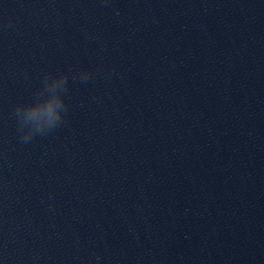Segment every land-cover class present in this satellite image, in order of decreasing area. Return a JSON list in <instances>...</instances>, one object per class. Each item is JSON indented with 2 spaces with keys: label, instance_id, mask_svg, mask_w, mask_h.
<instances>
[{
  "label": "clouds",
  "instance_id": "clouds-1",
  "mask_svg": "<svg viewBox=\"0 0 264 264\" xmlns=\"http://www.w3.org/2000/svg\"><path fill=\"white\" fill-rule=\"evenodd\" d=\"M90 73H82L81 79L87 81L90 77ZM67 86V77L60 76L59 89L65 90ZM21 109H25L22 113ZM66 110L64 99L60 103L53 105L49 103L46 109V118L41 120L38 118V113L31 106L18 105L16 108V116L18 119L19 131L21 139L24 142L30 141L36 134H46L47 132L56 128L63 121V114ZM97 260L100 258L97 257Z\"/></svg>",
  "mask_w": 264,
  "mask_h": 264
}]
</instances>
